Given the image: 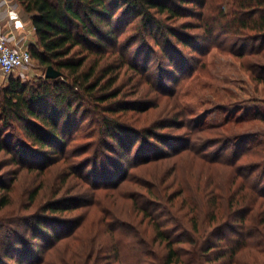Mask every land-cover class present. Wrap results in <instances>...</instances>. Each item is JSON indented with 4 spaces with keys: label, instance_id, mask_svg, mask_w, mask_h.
<instances>
[{
    "label": "trees",
    "instance_id": "trees-1",
    "mask_svg": "<svg viewBox=\"0 0 264 264\" xmlns=\"http://www.w3.org/2000/svg\"><path fill=\"white\" fill-rule=\"evenodd\" d=\"M13 1L34 31L27 46L31 61L61 76L32 82L10 77L0 89V153L6 165L29 172L67 154L64 163L75 159L68 169L81 188L71 198H57L59 189L33 213L0 224V264H51L47 251L68 240L76 245L61 264H264V140L250 145V136L226 134L224 125L212 134L197 121L187 127L206 137L175 148L171 136L157 130L184 125L167 118L139 126L129 115L154 106L123 100L114 87L122 68L148 72L152 57L166 64L164 74L185 73L184 50L202 53L207 42H229L248 63L252 81L264 85V0ZM115 56L119 64L111 62ZM162 74L157 80L166 79ZM88 115L95 137L68 155ZM179 153L203 162L205 177L174 178L172 184L156 173L127 199L130 210L123 216L97 210L88 219L101 193H115L127 182L128 170L151 164L158 170ZM213 169L221 179L210 176ZM38 191L29 195L26 211ZM8 194L1 176L0 212L10 205Z\"/></svg>",
    "mask_w": 264,
    "mask_h": 264
},
{
    "label": "rangeland",
    "instance_id": "rangeland-1",
    "mask_svg": "<svg viewBox=\"0 0 264 264\" xmlns=\"http://www.w3.org/2000/svg\"><path fill=\"white\" fill-rule=\"evenodd\" d=\"M17 15L19 20L27 21L20 10ZM128 35L130 32L123 38ZM123 38L121 44L128 46L127 42H122ZM222 39L223 37L220 40ZM149 43L152 44L150 41ZM137 45L138 42L131 47L129 56ZM229 46V42L217 45L207 42L201 47L202 53L184 50L183 57L188 58H185L187 71L185 73L180 71L181 73H176L175 76L171 73L164 74L163 72L168 69L166 64L158 66V60L152 57L148 72L140 71L138 74L125 67L122 68L114 87L121 90L123 100L137 102L142 106H154L146 114L131 113L129 115L139 119L140 122L137 121L139 126L152 127L167 118L175 120L176 124L184 125L183 128L166 127L157 130L158 133L170 135L173 139L171 146L175 148L181 146L191 148L195 139L206 137L203 134L201 136L194 134V131L187 127L188 122L193 125L197 121L212 134L219 132L218 127L224 125L223 130L226 134L237 133L241 137L250 136L248 144H255L257 141L264 140V121L260 119L264 115V85L252 81L245 65L248 63L237 57ZM145 58L144 55L140 57L141 60ZM111 62L119 64L120 60L115 56L112 57ZM45 72L46 68L40 67L32 60L26 68L11 74L12 76L0 75V89L7 85L10 77L19 78L22 82H32L44 78ZM161 74L166 78L165 80L160 78L157 80V76ZM84 118L86 120L78 126L74 133L75 137L66 147L68 155L70 152L71 154L79 152L95 137L97 127L91 122L92 116L88 115ZM165 150L166 153H171L170 150ZM63 156L67 157V154L52 158L50 164L42 171L29 172L16 166L6 165L8 157L0 153V177L2 176L5 184L8 185L10 200V205L0 212V224L8 225L16 216L22 217L33 213L36 205L40 206L50 201L59 189L62 191L57 198H71L80 190L81 183L75 177H71V171L68 169L70 162L75 159L69 158V163L66 162L65 165ZM81 158L83 156H80L78 160ZM206 168L203 162L201 163L191 154L181 153L180 156L179 153L176 157L172 156L164 161L158 170L153 164L128 170L127 182L115 193H101L96 206L98 208L90 209L88 219L92 213H98L97 210L110 211L118 215L128 212L130 201L127 199L139 193L140 186L144 185L148 177L155 176L156 173L172 184L174 178L180 183L197 182L201 175L205 177L206 174L202 172ZM221 175V172L214 170L210 176L220 178ZM34 189L39 190L38 195L33 206L26 211L25 206L28 205L29 195ZM87 210L75 214L81 216ZM69 215L71 217V214ZM75 243L73 240H68L66 243H60L62 245L57 248L53 247L47 251L45 262L61 264L62 261H67L71 257Z\"/></svg>",
    "mask_w": 264,
    "mask_h": 264
},
{
    "label": "built area",
    "instance_id": "built-area-1",
    "mask_svg": "<svg viewBox=\"0 0 264 264\" xmlns=\"http://www.w3.org/2000/svg\"><path fill=\"white\" fill-rule=\"evenodd\" d=\"M4 5H7L6 0H0V8ZM8 14L17 25H20L17 12L11 10ZM30 63L31 57L27 46L20 44L14 36L0 32V75L10 76L20 72Z\"/></svg>",
    "mask_w": 264,
    "mask_h": 264
},
{
    "label": "crops",
    "instance_id": "crops-1",
    "mask_svg": "<svg viewBox=\"0 0 264 264\" xmlns=\"http://www.w3.org/2000/svg\"><path fill=\"white\" fill-rule=\"evenodd\" d=\"M7 5L0 8V32L14 36L20 44L28 46L35 41L34 31L28 21L19 20L20 25L9 17V12L14 10L19 13L18 6L13 0H6ZM19 18V16H18Z\"/></svg>",
    "mask_w": 264,
    "mask_h": 264
},
{
    "label": "water",
    "instance_id": "water-1",
    "mask_svg": "<svg viewBox=\"0 0 264 264\" xmlns=\"http://www.w3.org/2000/svg\"><path fill=\"white\" fill-rule=\"evenodd\" d=\"M61 76L60 72L54 70L52 67L46 69L44 78L46 79H57Z\"/></svg>",
    "mask_w": 264,
    "mask_h": 264
}]
</instances>
